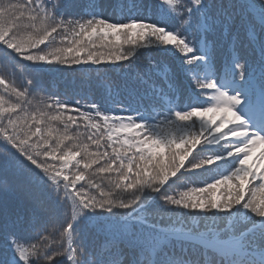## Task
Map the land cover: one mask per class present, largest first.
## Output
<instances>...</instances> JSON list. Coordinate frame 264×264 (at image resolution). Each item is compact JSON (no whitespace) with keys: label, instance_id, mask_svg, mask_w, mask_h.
<instances>
[{"label":"snow or ice","instance_id":"1","mask_svg":"<svg viewBox=\"0 0 264 264\" xmlns=\"http://www.w3.org/2000/svg\"><path fill=\"white\" fill-rule=\"evenodd\" d=\"M0 54L23 74L0 75V264H240L250 251L264 264V228L220 215L264 222V123L238 114L264 122V0H0ZM41 64L77 66L87 95L29 75ZM108 64L125 71L79 68ZM133 104L170 111L153 130ZM221 141L227 153L194 159ZM229 158L227 174L169 191Z\"/></svg>","mask_w":264,"mask_h":264},{"label":"trees","instance_id":"2","mask_svg":"<svg viewBox=\"0 0 264 264\" xmlns=\"http://www.w3.org/2000/svg\"><path fill=\"white\" fill-rule=\"evenodd\" d=\"M153 3H155V0H153ZM136 54L141 55V56L146 55V54H151L154 57L160 55L159 52L154 51L149 48H139L136 50ZM22 63H24L25 65H28V62L26 61ZM89 66L91 68L86 66L83 69H94L98 67V68L106 70L111 75H121L125 71L124 69H121L120 73H117L116 69L118 68V65L116 64H108V65H100V66L89 65ZM28 67H29V75L35 72V69L39 67L43 69V71L39 73L40 78H43L44 80L50 83H55L56 86L59 88H62L63 84H65L64 79L61 76H59L60 71L62 70L64 66H60L56 64H51V65L41 64L38 66L32 65ZM0 75H6L9 80L14 81L16 83H19L23 79V74L19 66L10 64L3 57L2 54H0ZM60 92H63V91L60 89ZM94 94L97 97L98 96L104 97L103 94H101L98 91L94 92ZM5 97L7 99L8 93H5ZM32 102L35 107H41L42 105L40 103V94H37L34 98H32ZM157 109H160V107L156 108L155 110ZM140 110L144 111V114H143L144 117L143 115L137 116L136 113H132V115L134 116L135 119H137L138 122L145 120L148 116L147 114H149L151 111V110L145 111L144 109H140ZM228 143L229 141H221L217 144H203L200 146V148L194 155H198L203 159L208 158V157L216 158L219 155L225 154L230 150L228 147H226ZM230 165L233 166V162L231 159L229 160L228 163L220 162V163L211 165L209 167L201 168L198 170L182 171L177 177L169 181V185L167 187L169 188V191L171 193H176V192L178 193L181 191H185L190 187H201L204 184L211 182L212 180L210 181V178L214 177L217 173L220 172V175L218 177L224 174H227L229 172L228 168ZM141 195H142V199H148L149 202L155 201V196H153L149 192V190L145 191ZM220 215L225 221L229 218H232L234 220H242L245 225L251 224L256 219V217H254L246 209H241L239 211L234 210L231 214H220ZM262 228H264V226ZM256 260H259V253L250 251L248 255L243 256V258L241 259V263L242 264H253Z\"/></svg>","mask_w":264,"mask_h":264},{"label":"rangeland","instance_id":"3","mask_svg":"<svg viewBox=\"0 0 264 264\" xmlns=\"http://www.w3.org/2000/svg\"><path fill=\"white\" fill-rule=\"evenodd\" d=\"M262 123H263V122L261 121L260 124H262ZM260 124H259V125H260Z\"/></svg>","mask_w":264,"mask_h":264}]
</instances>
